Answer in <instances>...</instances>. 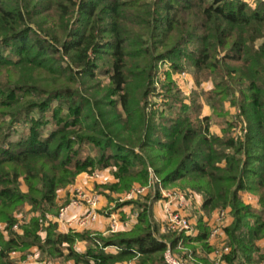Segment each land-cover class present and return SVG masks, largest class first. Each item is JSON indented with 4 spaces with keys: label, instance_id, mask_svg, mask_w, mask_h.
I'll return each mask as SVG.
<instances>
[{
    "label": "trees",
    "instance_id": "16d2710c",
    "mask_svg": "<svg viewBox=\"0 0 264 264\" xmlns=\"http://www.w3.org/2000/svg\"><path fill=\"white\" fill-rule=\"evenodd\" d=\"M188 69L213 88L185 96L172 75ZM225 102L240 110L243 139ZM109 167L114 192L148 185L152 170L164 188L201 194L207 214L230 207L223 264L264 260V0H0V264H18L11 253L33 246L75 264H167L168 245L182 239L210 252L203 220L193 239L160 233L159 190L129 200L137 222L128 231H58L48 217L59 213L58 191ZM27 205L35 215L15 231Z\"/></svg>",
    "mask_w": 264,
    "mask_h": 264
},
{
    "label": "crops",
    "instance_id": "0c3cea01",
    "mask_svg": "<svg viewBox=\"0 0 264 264\" xmlns=\"http://www.w3.org/2000/svg\"><path fill=\"white\" fill-rule=\"evenodd\" d=\"M189 76H190L189 78L188 76L186 77L188 78L187 80L190 86H192L194 85L193 83L194 77L192 74H190ZM184 85L185 83H183L182 86ZM213 86L214 85L212 81H207L201 84V88H204L206 90L213 88ZM184 92L188 93L187 91ZM235 109L238 110V113L236 114V116H233L232 112H234ZM225 110L227 111V116H226L227 120L229 122L235 123V126L232 131L233 136L236 138L243 139L244 134L246 132L245 131L246 127L245 124L242 122L243 118H241L240 110L237 107L232 106L230 102H225ZM211 113H212V109L210 108L209 105L205 103L203 105V115L209 116ZM211 131L217 135H222L221 128L217 124H212ZM116 181L117 179L113 175V170L111 167H109L104 170H97L95 174H89L87 172H83L77 177L74 184H71L64 189L59 190L57 196V205L59 209L62 206L67 205L71 201V199L74 196V191L77 187H81L86 190H93L94 192H96L99 195V199H100V209H99L98 218L94 222L90 223L86 228L83 229V228H77L75 221L88 210L89 208L88 205L82 203L78 206H71L68 208L63 220L57 222L58 223L57 230L64 233L70 230H75L79 232L88 230L92 232L93 235L100 233L102 235L107 236L112 234L108 232V229H109L110 218L113 214L116 217H118L117 232L128 231L131 228H133V226L137 222V218H135L137 213H136L135 205L131 202L129 203V200L131 199H127L125 197V194L127 192H114L108 187H106L107 185L115 183ZM135 185H142V184L135 183L134 186ZM148 185H142V186H148ZM156 185H158V189H155L154 186V190L156 191L159 190L158 192L161 198L153 202L152 209H153L154 218L159 225V231L162 234L165 232L164 223L166 218L164 211V202L161 195V190L162 188L164 189V187L161 185V183H157ZM149 193H150V188L147 191V193L145 195H141L139 199H142V197L148 195ZM189 194L190 195L188 197L187 204L184 207L185 211L189 214V216L192 218V221L196 224L198 234H199L198 223L200 220H203V222L207 224L210 233L211 225L214 223L217 213L220 209L213 211L211 214H207L202 208L204 202L203 196L193 190L190 191ZM243 199L246 203H250L255 207L259 206L257 196L253 195L252 193L249 192L243 193ZM224 209L230 211L228 217V226H229L233 221L231 208L227 207ZM20 214L26 215L28 217V220L31 218V216L35 215V213L32 212L30 205H27L22 212L17 213V217ZM55 216L56 215L52 213L48 214L49 219H51L52 221H56V219H54ZM123 221L124 222L129 221V222L128 224L125 225ZM5 226H6L5 223L0 222V230H5ZM40 233L42 235H45V232L43 231H41ZM198 234L193 237L185 236V235L184 236L193 239L197 237ZM224 242L228 243V235L226 231L224 232V234L220 235L217 240H209V235H208L207 243L211 247L210 252L214 248V243H216L217 245H221ZM179 243L181 244L179 246L180 248L181 246L182 248L188 247V249L190 250L189 253L192 254L197 260H200L205 264H212L209 258L210 252H207L205 249H203L202 243L195 240H190L187 243H185L183 239L180 240ZM258 246L260 248V253H264V237L258 241ZM86 248H87V243L85 241H78L75 244V249L80 253L85 252ZM107 250L111 252L117 251L115 247L107 248ZM11 258L18 264H75L74 260H65L64 258L50 260L47 257H43L38 247L36 246L31 247L26 252H22V251L13 252L11 253ZM257 264H264V260Z\"/></svg>",
    "mask_w": 264,
    "mask_h": 264
},
{
    "label": "built area",
    "instance_id": "2783aa9c",
    "mask_svg": "<svg viewBox=\"0 0 264 264\" xmlns=\"http://www.w3.org/2000/svg\"><path fill=\"white\" fill-rule=\"evenodd\" d=\"M185 75H187V72L182 73V76ZM151 172L152 175L149 185L133 186V188L125 194V197L127 199H139V197L141 195H145L149 188H151L154 184L161 183L160 179L155 175V173L152 170ZM189 193L190 192L179 189L162 188L161 190L166 216V228L180 231L183 232L185 236L193 237L198 234V230L196 224L192 221V218L184 209L190 195ZM82 203L87 204L89 208L75 221V223L77 228H86L90 223L94 222L99 215L100 199L99 195L93 190H86L81 187H77L74 191V196L71 201L67 205H64L60 208L59 213L54 217V219H56L57 222L62 221L69 207L78 206ZM229 213L230 211L226 209H220L218 211L215 221L210 228L209 240H217L220 235L224 234L225 228L228 226ZM135 218H137V215ZM17 219L18 220L14 224L13 229L20 232L21 225L28 221V217L26 215L20 214ZM128 222L129 221H125V225L128 224ZM117 231L118 217L113 214L110 218L108 232L115 233ZM180 245L181 244L179 243L177 247H179ZM230 250L231 247L228 243L224 242L221 245H217L216 243H214V248L209 254L210 261L212 262V264H223L224 255L228 254ZM164 257L167 264H205L202 261H198L189 252L187 253V256L175 253L174 248L171 244L168 245L164 253Z\"/></svg>",
    "mask_w": 264,
    "mask_h": 264
},
{
    "label": "rangeland",
    "instance_id": "374dc122",
    "mask_svg": "<svg viewBox=\"0 0 264 264\" xmlns=\"http://www.w3.org/2000/svg\"><path fill=\"white\" fill-rule=\"evenodd\" d=\"M248 2H250L252 5H255L257 3L258 0H246ZM262 40L258 41V43H260ZM170 70V67L169 65H163L161 67V70H160V73H159V76H160V83L159 85H162V83L166 82V73ZM187 72V74H192L193 75V70L192 69H188V70H185ZM189 75H185V76H182V73H173L172 77L176 80V82L178 83L179 87L182 88L183 90L182 91H187L188 93H185V96H188L192 93L193 90H199L201 88V86H197L196 82H195V79L193 78V83L194 85L190 86L189 82H188V78L190 77ZM188 76V78L186 77ZM163 81V82H162ZM183 83H185L184 86ZM195 88V89H194ZM159 89V97H156V98H153V101H156L157 102V106L158 108H161L162 105L164 102L166 103L165 101V98H164V95H165V91L164 89H162L160 86L158 87ZM238 113V110H234V112H232L233 116H236V114ZM232 117V116H231ZM18 134H15L14 135V139L17 138V136L19 135V133L23 130V127L21 125H18ZM154 186H155V189H157L158 185L154 184L151 188H150V191H156L154 190ZM168 189H179V190H183V191H187V192H190L192 191L190 188H187V187H183V186H180V185H174V186H170L168 187ZM151 193V192H150ZM147 196V195H146ZM146 196L142 197V199H139V200H144L146 198ZM60 210V209H59ZM22 212V211H21ZM164 233L165 234H169V235H174V234H183V232H180V231H176V230H171V229H168L166 228L165 226V223H164ZM184 235V234H183ZM174 251L175 253L177 254H180V255H184V256H187V253L190 251L188 249V247H183L181 246L180 247H175L174 248ZM195 258V257H194ZM200 261V260H198ZM134 264L133 261L131 262H128V261H125V262H122V263H117V264Z\"/></svg>",
    "mask_w": 264,
    "mask_h": 264
}]
</instances>
